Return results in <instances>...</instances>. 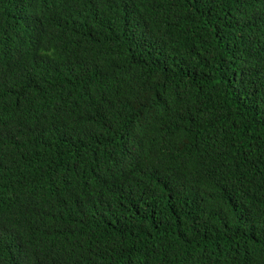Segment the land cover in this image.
Segmentation results:
<instances>
[{
	"label": "trees",
	"instance_id": "obj_1",
	"mask_svg": "<svg viewBox=\"0 0 264 264\" xmlns=\"http://www.w3.org/2000/svg\"><path fill=\"white\" fill-rule=\"evenodd\" d=\"M0 264H264V0H0Z\"/></svg>",
	"mask_w": 264,
	"mask_h": 264
}]
</instances>
